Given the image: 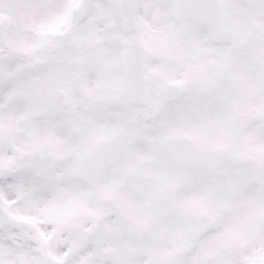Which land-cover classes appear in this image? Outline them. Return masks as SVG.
Wrapping results in <instances>:
<instances>
[{
	"label": "snow or ice",
	"instance_id": "1",
	"mask_svg": "<svg viewBox=\"0 0 264 264\" xmlns=\"http://www.w3.org/2000/svg\"><path fill=\"white\" fill-rule=\"evenodd\" d=\"M0 264H264V0H0Z\"/></svg>",
	"mask_w": 264,
	"mask_h": 264
}]
</instances>
